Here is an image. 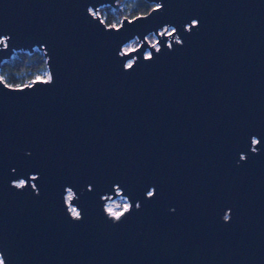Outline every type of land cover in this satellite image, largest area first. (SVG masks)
Instances as JSON below:
<instances>
[{
  "label": "water",
  "instance_id": "obj_1",
  "mask_svg": "<svg viewBox=\"0 0 264 264\" xmlns=\"http://www.w3.org/2000/svg\"><path fill=\"white\" fill-rule=\"evenodd\" d=\"M147 1L0 0L3 264H264V0Z\"/></svg>",
  "mask_w": 264,
  "mask_h": 264
},
{
  "label": "trees",
  "instance_id": "obj_2",
  "mask_svg": "<svg viewBox=\"0 0 264 264\" xmlns=\"http://www.w3.org/2000/svg\"><path fill=\"white\" fill-rule=\"evenodd\" d=\"M123 3L128 4L130 17L138 14L147 13L155 4L147 0H119L120 6ZM109 9V6L106 5ZM124 9L119 7L113 12L106 14L104 21L111 25L116 16H122ZM47 69L46 57L40 49L33 52L24 50L16 51L13 56L2 62L0 67V76L9 84L20 86L32 83L44 70Z\"/></svg>",
  "mask_w": 264,
  "mask_h": 264
},
{
  "label": "rangeland",
  "instance_id": "obj_3",
  "mask_svg": "<svg viewBox=\"0 0 264 264\" xmlns=\"http://www.w3.org/2000/svg\"><path fill=\"white\" fill-rule=\"evenodd\" d=\"M109 6V5H108ZM124 9V12L122 14V16L118 17L116 16L114 22L111 24V25H119L120 22H121V19L124 17V16H128L130 17L129 15V7H128V4L126 3H123L122 6H120ZM116 10L115 8L109 6V9L106 5H103L101 7H99L98 11H97V14H99L101 16V18L104 20L106 14L110 11H114ZM173 28L172 27H169L167 29V32H170ZM149 42L155 46H158V43H157V36L154 34V33H151L147 36ZM139 45V40L137 38H133L132 40H130L129 42H127L124 46H123V49L125 51H128L130 49H133V48H136L137 46ZM150 51L149 49H147L146 51V54H149ZM49 77V72L48 70H44L42 72V74L38 77V78H48ZM71 192H68V197H69V194ZM109 204V206L114 210V212L116 213H122L125 209H127L129 207V201L127 199L126 196L124 195H118L114 198H111L109 199L107 202H106V205ZM70 207H73L71 204H69ZM74 208V207H73ZM72 208V209H73ZM0 264H3V260H2V257L0 256Z\"/></svg>",
  "mask_w": 264,
  "mask_h": 264
},
{
  "label": "snow or ice",
  "instance_id": "obj_4",
  "mask_svg": "<svg viewBox=\"0 0 264 264\" xmlns=\"http://www.w3.org/2000/svg\"><path fill=\"white\" fill-rule=\"evenodd\" d=\"M0 42H3V41H0ZM129 67H131V63H129ZM20 186H23V185L21 184ZM71 199H72V196H71V193H70L69 194V200H71ZM137 207H139V205H137ZM72 211H73V215L74 216H77V217L79 216V212H77L75 209H73ZM109 211L111 212L112 210L109 209ZM120 214L121 213L112 212V215L116 216L117 218H119Z\"/></svg>",
  "mask_w": 264,
  "mask_h": 264
},
{
  "label": "bare ground",
  "instance_id": "obj_5",
  "mask_svg": "<svg viewBox=\"0 0 264 264\" xmlns=\"http://www.w3.org/2000/svg\"><path fill=\"white\" fill-rule=\"evenodd\" d=\"M107 201H108V200H107ZM107 201H106V202H107ZM72 208H73V207H71V209H72ZM73 209H74V208H73ZM73 209H72V210H73ZM106 209H107V211H108V213H109L110 215H112V212H114V210L109 206V204L106 205ZM109 209H111L112 211L110 212ZM112 216H114V215H112ZM114 217H116V216H114Z\"/></svg>",
  "mask_w": 264,
  "mask_h": 264
}]
</instances>
